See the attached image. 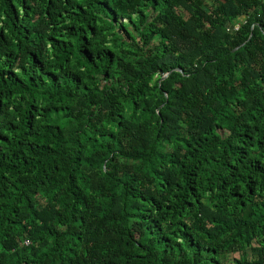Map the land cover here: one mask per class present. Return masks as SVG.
Returning a JSON list of instances; mask_svg holds the SVG:
<instances>
[{
	"label": "trees",
	"instance_id": "obj_1",
	"mask_svg": "<svg viewBox=\"0 0 264 264\" xmlns=\"http://www.w3.org/2000/svg\"><path fill=\"white\" fill-rule=\"evenodd\" d=\"M227 261L264 264V0H0V264Z\"/></svg>",
	"mask_w": 264,
	"mask_h": 264
},
{
	"label": "water",
	"instance_id": "obj_2",
	"mask_svg": "<svg viewBox=\"0 0 264 264\" xmlns=\"http://www.w3.org/2000/svg\"><path fill=\"white\" fill-rule=\"evenodd\" d=\"M167 76H168V74H166L165 76H163L162 79H163V78H166Z\"/></svg>",
	"mask_w": 264,
	"mask_h": 264
},
{
	"label": "rangeland",
	"instance_id": "obj_3",
	"mask_svg": "<svg viewBox=\"0 0 264 264\" xmlns=\"http://www.w3.org/2000/svg\"><path fill=\"white\" fill-rule=\"evenodd\" d=\"M227 264H231V262L230 261H227Z\"/></svg>",
	"mask_w": 264,
	"mask_h": 264
}]
</instances>
